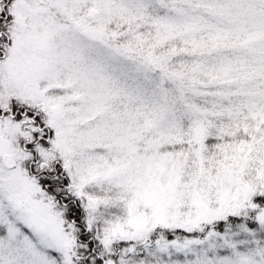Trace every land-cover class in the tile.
<instances>
[{
  "label": "snow or ice",
  "instance_id": "6c2138e0",
  "mask_svg": "<svg viewBox=\"0 0 264 264\" xmlns=\"http://www.w3.org/2000/svg\"><path fill=\"white\" fill-rule=\"evenodd\" d=\"M0 264H264V0H0Z\"/></svg>",
  "mask_w": 264,
  "mask_h": 264
}]
</instances>
